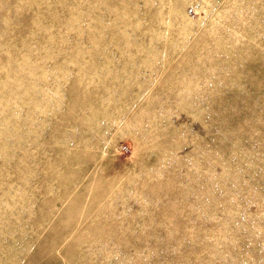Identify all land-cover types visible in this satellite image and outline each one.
<instances>
[{"label": "rangeland", "instance_id": "rangeland-1", "mask_svg": "<svg viewBox=\"0 0 264 264\" xmlns=\"http://www.w3.org/2000/svg\"><path fill=\"white\" fill-rule=\"evenodd\" d=\"M0 264H264V0H0Z\"/></svg>", "mask_w": 264, "mask_h": 264}, {"label": "built area", "instance_id": "built-area-1", "mask_svg": "<svg viewBox=\"0 0 264 264\" xmlns=\"http://www.w3.org/2000/svg\"><path fill=\"white\" fill-rule=\"evenodd\" d=\"M126 148H127V147H126L125 145H122V146H121V149H122V150H125Z\"/></svg>", "mask_w": 264, "mask_h": 264}]
</instances>
